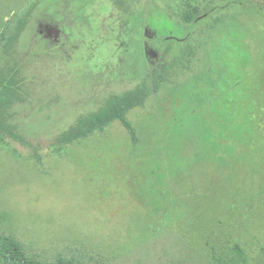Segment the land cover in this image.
I'll list each match as a JSON object with an SVG mask.
<instances>
[{"label":"rangeland","instance_id":"obj_1","mask_svg":"<svg viewBox=\"0 0 264 264\" xmlns=\"http://www.w3.org/2000/svg\"><path fill=\"white\" fill-rule=\"evenodd\" d=\"M168 65L123 118L56 141ZM0 73L24 138L0 139V236L29 257L264 264V0H0Z\"/></svg>","mask_w":264,"mask_h":264},{"label":"trees","instance_id":"obj_2","mask_svg":"<svg viewBox=\"0 0 264 264\" xmlns=\"http://www.w3.org/2000/svg\"><path fill=\"white\" fill-rule=\"evenodd\" d=\"M200 19V13L195 17L186 15L189 32H193L192 30H194ZM25 21L26 18L19 21L12 38L15 39L18 36ZM170 69V65L161 66V68L154 70L149 78L143 80L133 89L119 95H110L97 111L79 115L67 130L57 135L56 141L60 144L70 143L89 135L96 129L102 128L112 120L123 118L127 111L142 104L149 93L150 85L157 83ZM13 96L14 93L10 88L8 77L0 73V139L22 143L24 142L23 136L16 131L14 125L6 120V108L12 103ZM0 261L2 264H46L25 254L20 244L12 238L2 236H0ZM48 264L74 263L64 258H58L54 263Z\"/></svg>","mask_w":264,"mask_h":264}]
</instances>
